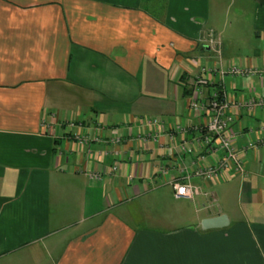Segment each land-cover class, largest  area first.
Wrapping results in <instances>:
<instances>
[{"label": "crops", "instance_id": "1", "mask_svg": "<svg viewBox=\"0 0 264 264\" xmlns=\"http://www.w3.org/2000/svg\"><path fill=\"white\" fill-rule=\"evenodd\" d=\"M237 4L243 33L214 27L210 0H0V264H264V144L242 154L243 178L187 168L192 200L166 182L178 174L165 134L179 139L180 125L189 139L199 120L185 103L190 65L264 66V0ZM208 78L203 95L228 100L237 143L264 139V110L236 107L264 98V79ZM144 119L162 147L136 140ZM96 124L102 141L78 146ZM220 214L225 228L200 229Z\"/></svg>", "mask_w": 264, "mask_h": 264}, {"label": "built area", "instance_id": "2", "mask_svg": "<svg viewBox=\"0 0 264 264\" xmlns=\"http://www.w3.org/2000/svg\"><path fill=\"white\" fill-rule=\"evenodd\" d=\"M209 48L216 45L217 40L211 31L207 33L206 39ZM215 52L214 48H211ZM216 53L218 51L216 50ZM189 72L193 75L190 94L186 99V108L191 114L198 115V124L192 127L194 135L187 138L188 129L180 125L174 126L175 133L180 134L179 139H175L171 134L166 133L167 147L170 150V159L176 163L174 168L177 169L178 176L166 181L171 189L173 198L192 200L200 196L201 192L198 187L190 183V177H196L203 181L218 183L223 180L227 171L233 176L243 178L246 175L244 168V160L242 154L245 151L255 150L264 144L263 138L255 140L247 139L244 144H238L236 141L237 133L232 131L231 125L235 120V116L230 113V103L224 96L216 90L212 89L208 95H203V90L212 85L208 76L217 74L220 79L224 76L234 77H257L264 79V66L261 68H247L239 65L228 64L222 65L219 61L206 62L204 65H190ZM238 111L242 109L251 115L255 108L264 110V98L250 99L245 98L236 103ZM158 121L155 119H144L141 123V133L137 137V141L144 144L151 138L152 142L160 148L162 147L159 139L160 134L157 132H149V128L156 129ZM129 130V127H126ZM105 127L96 124L92 129L91 136L76 135V143L81 146L87 142L102 141V131ZM114 129L107 142L113 145H119L122 141V135ZM99 154V153H97ZM106 156L105 152L101 153ZM118 151H114L113 155L117 156ZM196 155L198 159L186 162L182 160V156ZM100 155V154H99ZM175 156V157H174ZM205 157L213 159L209 165H202L200 161ZM191 167V174L186 169ZM111 173L116 171V165L110 166ZM164 163L159 165L158 172L161 176L165 174ZM88 178L93 181H99L98 173L88 174Z\"/></svg>", "mask_w": 264, "mask_h": 264}, {"label": "rangeland", "instance_id": "3", "mask_svg": "<svg viewBox=\"0 0 264 264\" xmlns=\"http://www.w3.org/2000/svg\"><path fill=\"white\" fill-rule=\"evenodd\" d=\"M210 5H211L212 13H213L211 22L213 23L214 27L217 26V28H219L221 25V22H224V26H226L225 24L227 25L230 24L232 30L234 31L239 30V32L243 33L247 30L248 27L246 26L247 25L246 21H241L242 23L239 26H237L236 17H235L238 11L237 0H210ZM225 28L226 30H228V27H225ZM217 37L219 39L221 35L219 34V36ZM210 200L211 198L207 200V203L214 204ZM209 204L205 203L204 205L206 206Z\"/></svg>", "mask_w": 264, "mask_h": 264}, {"label": "water", "instance_id": "4", "mask_svg": "<svg viewBox=\"0 0 264 264\" xmlns=\"http://www.w3.org/2000/svg\"><path fill=\"white\" fill-rule=\"evenodd\" d=\"M228 225V219L224 214L208 217L199 221L201 230L222 229Z\"/></svg>", "mask_w": 264, "mask_h": 264}, {"label": "trees", "instance_id": "5", "mask_svg": "<svg viewBox=\"0 0 264 264\" xmlns=\"http://www.w3.org/2000/svg\"><path fill=\"white\" fill-rule=\"evenodd\" d=\"M144 1H147V0H144ZM210 86H212V85H210ZM212 89H214L213 87H212ZM215 90V89H214ZM217 92H219L218 90H216ZM219 94H220V92H219Z\"/></svg>", "mask_w": 264, "mask_h": 264}]
</instances>
